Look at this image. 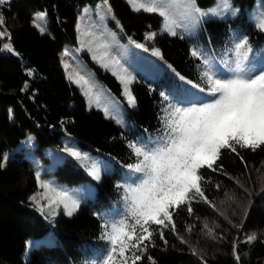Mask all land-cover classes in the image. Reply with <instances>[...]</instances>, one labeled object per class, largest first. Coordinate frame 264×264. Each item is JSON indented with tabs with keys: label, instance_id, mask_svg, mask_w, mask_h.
<instances>
[{
	"label": "trees",
	"instance_id": "trees-1",
	"mask_svg": "<svg viewBox=\"0 0 264 264\" xmlns=\"http://www.w3.org/2000/svg\"><path fill=\"white\" fill-rule=\"evenodd\" d=\"M95 1L12 0L3 8L8 39L17 54L5 52L0 38V264H99L110 248L102 239L103 226L127 212L118 185L127 186L137 175L126 167L136 162L129 145L160 134V117L168 104L161 93L170 99H206L187 83L204 86L202 60L191 51L203 50L220 67L234 66V45L246 36L252 47L248 63L264 66V31L247 16L256 0H234L243 14L206 19L195 37L158 32L151 39L147 31L161 26L160 15L135 12L124 0H110L126 36L159 49L165 66L156 79L137 75L132 85L136 107H130L118 79L88 58L100 80L128 107V123L122 126L88 108L62 64L65 46L77 45L82 9ZM198 2L209 7L214 0ZM36 12L48 16L45 33L32 24ZM30 135L35 136L34 150L44 162L50 160L46 149H63L64 138L71 136L81 150L100 155L113 168L100 181L69 157L54 171L48 170L61 183L73 186L88 180L95 190L73 216L55 217V243L36 246L25 256L27 242L50 230L40 206L31 199L39 190L36 163L21 146ZM237 152L222 150L213 165L216 171L200 170L207 181L201 186L211 204L197 197L191 201V212L184 205L170 209L175 230L171 225H151L152 237L137 252L142 259L136 264H264V146L255 151L237 146ZM253 235L256 239L249 241Z\"/></svg>",
	"mask_w": 264,
	"mask_h": 264
},
{
	"label": "snow or ice",
	"instance_id": "snow-or-ice-1",
	"mask_svg": "<svg viewBox=\"0 0 264 264\" xmlns=\"http://www.w3.org/2000/svg\"><path fill=\"white\" fill-rule=\"evenodd\" d=\"M103 2L107 5L105 15H112L108 0ZM129 2L135 5L137 0ZM5 3L7 0H0V5ZM133 10L158 13L164 18V30L173 36L177 35V11L190 20L193 28L205 16H220L228 10L234 15L238 11L232 9L231 0H221L219 11L207 13L196 6L195 0H142ZM45 15L40 13L38 17L43 18ZM3 23V17L0 16V25ZM258 27L264 31V16ZM4 35L0 32V36ZM3 47L10 48L9 45ZM136 47L144 48V45L136 44ZM144 51L149 49L144 48ZM234 51L237 57L234 66L225 64L223 67L218 66L203 50L194 48L191 51L193 57L202 60L201 79L204 86L193 84L192 81L187 83L204 93L206 99L178 100L175 96L170 99V95L161 93L168 104L160 117V134L129 145L136 162L126 167L130 173L137 175L127 186L118 185L124 191L127 212L123 218L112 221L110 225L106 222L103 226L102 239L109 242L110 248L99 264H136L142 259L137 252L142 246L146 248L144 242L152 237L153 233L149 230L151 225H171L172 230H175L170 209L184 205L191 212V201L197 197L211 204L201 186L202 182H207L201 169L216 171L213 165L220 158L222 150L239 155L237 146L253 151L264 146V66L257 68L248 63V54L252 51L248 37H241L235 43ZM153 54L163 59L160 50L154 49ZM103 66L108 67L107 64ZM118 78L124 86L128 103L135 106L136 99L129 87L134 77L121 75ZM82 81L87 84L82 76L74 80L78 85ZM65 151L82 164H90V174L97 181L101 179L95 161H90L87 154L74 148H65ZM6 160L7 156H4L3 161ZM219 168L222 170V165ZM40 187L44 189L42 199L48 201V206L62 205L68 216H72L80 207L79 200L54 187L51 182H41ZM31 199L39 205L35 195ZM40 210L43 211V206H40ZM160 235L162 238L163 233L160 232ZM255 239L254 235L248 237L249 241Z\"/></svg>",
	"mask_w": 264,
	"mask_h": 264
},
{
	"label": "rangeland",
	"instance_id": "rangeland-1",
	"mask_svg": "<svg viewBox=\"0 0 264 264\" xmlns=\"http://www.w3.org/2000/svg\"><path fill=\"white\" fill-rule=\"evenodd\" d=\"M11 1L12 0H7V3L0 5V16L3 17V20V8ZM124 1H126L132 9H134V6H138L139 2H142V0H137L136 4L134 5L131 4L129 0ZM195 4L202 12L205 13L216 12L221 8V0H214V3L209 7H202L198 0H195ZM108 5L111 6L110 0H108ZM231 5L232 9L238 10L234 15L232 14L231 10H228L222 12L220 16H205L195 28L192 27V24L188 18L177 11L175 13L177 19V26L175 30L177 34L195 37L201 32L202 23L206 19H232L243 14V9L237 5L234 0H231ZM111 11L112 15H105L107 12V5L104 4L103 0H97L84 7L81 14L79 15L77 23V45H66L62 52L61 59L67 74V78L80 89L82 95L86 99L88 108L90 110L96 109L102 111L106 118L112 119L122 126H126L128 123V107L125 103H127L130 107H136V104L135 106H132L128 103L127 96L124 94V86L118 77L121 75H131L134 77V80L129 85L132 92V85L138 74H141L148 79H156L164 73L165 66L163 64V60L153 54V50L157 48L150 49L143 43L137 42L132 38L127 37L121 23L115 17L112 7ZM40 13L45 12L34 13L32 24L35 25L40 31L41 29H44V31L41 32L45 33L48 31L49 20L47 14L43 18L38 17V14ZM247 16L258 27L261 17L264 16V0H256L255 5L251 9L247 10ZM161 18L162 23L158 29H150L147 31V39L153 38L158 32L170 34L164 30L165 21L163 17ZM0 32L5 33L4 36H0V38L4 40V45L10 46L9 49H5L3 47V50L8 53L17 54L8 39L9 32L5 25V20L4 23L0 25ZM133 41L135 43H133ZM136 44H143L144 48L149 49V51H144V48L136 47ZM101 57H103L102 60L100 59ZM88 58H90V60L104 72H108L118 79L122 87V94L125 103L100 80L96 69L91 65ZM114 61L118 63H113ZM105 64H107L108 67H104L103 65ZM81 76L84 77V80L87 81V84H84L83 81L80 85L74 82V80L79 79ZM64 142L65 146L63 149H46L45 156L49 157L50 159L48 162H44L42 156L37 155L35 152L34 144L36 143V138L34 135H30L23 141L21 145L23 148H26L24 151L26 155L33 159L36 163V173H39L40 178L38 180L39 190L35 196L39 201V206H43L42 213L45 215V218L50 224L49 232L43 237L30 239L27 242L25 256H28L30 251L36 246L43 244L50 245L55 243L56 238L54 232V219L60 213L67 215L66 210L62 205L53 204L48 206V201L42 199L44 189L40 187L41 182H51L54 187L58 188L59 190L66 191L69 196L80 201V206L94 193L95 186L88 180L71 186L61 183L56 179V177L49 174L48 170L54 171L56 165L62 162L66 157L76 160V158L72 157L68 152L65 151V148H74L77 151H80L82 154H87L90 157V161H95L96 168L99 169L101 178L113 168L112 164L100 155L81 150L77 146V143L74 141L73 137L68 136L67 138H64ZM9 154L6 155L7 159ZM76 162L87 172L90 177H92V179H94V177L90 174V164L86 166L78 160H76ZM94 180L97 181L96 179ZM76 212H74L73 215Z\"/></svg>",
	"mask_w": 264,
	"mask_h": 264
}]
</instances>
